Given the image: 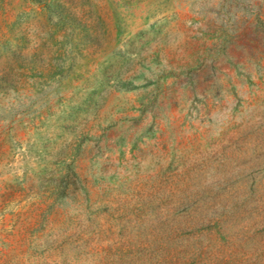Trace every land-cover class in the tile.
<instances>
[{
    "label": "rangeland",
    "instance_id": "rangeland-1",
    "mask_svg": "<svg viewBox=\"0 0 264 264\" xmlns=\"http://www.w3.org/2000/svg\"><path fill=\"white\" fill-rule=\"evenodd\" d=\"M0 264H264V0H0Z\"/></svg>",
    "mask_w": 264,
    "mask_h": 264
}]
</instances>
